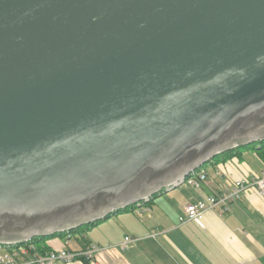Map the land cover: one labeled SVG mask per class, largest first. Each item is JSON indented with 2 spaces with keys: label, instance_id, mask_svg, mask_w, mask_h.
<instances>
[{
  "label": "water",
  "instance_id": "95a60500",
  "mask_svg": "<svg viewBox=\"0 0 264 264\" xmlns=\"http://www.w3.org/2000/svg\"><path fill=\"white\" fill-rule=\"evenodd\" d=\"M263 139L264 0H0V243Z\"/></svg>",
  "mask_w": 264,
  "mask_h": 264
},
{
  "label": "crops",
  "instance_id": "0c3cea01",
  "mask_svg": "<svg viewBox=\"0 0 264 264\" xmlns=\"http://www.w3.org/2000/svg\"><path fill=\"white\" fill-rule=\"evenodd\" d=\"M248 154L253 156L259 165L258 171L251 177L248 162H241L244 152L230 160L220 163L218 169L224 172V180L239 178H254L264 170V163L249 149ZM247 154V153H246ZM235 162L239 167L231 168L229 163ZM228 164V166H227ZM228 173V178L225 175ZM218 173V171H217ZM207 184L199 187L189 186L187 189L169 190L157 197H162V205L151 204L143 206L145 219L132 213L124 212L125 220H132L129 231L125 232L115 244L103 245L91 242L96 248L91 264H257L261 263L264 255V194L255 189H248L239 199L228 204L227 210L220 214L217 209L206 211L203 226L193 221L179 222V216L188 202H196L210 195L212 191L220 189L224 182L219 184L216 178L214 186L208 176ZM216 186V187H215ZM175 206V215L169 213L170 207ZM158 221L149 223V216ZM116 216V217H117ZM118 218V217H117ZM144 220V221H142ZM103 222V221H102ZM96 223L99 224L102 223ZM103 224H106L104 222ZM98 225V226H99ZM126 235L136 238L134 243L121 250L120 243ZM55 239V240H54ZM46 241L51 250L62 248L78 250L79 247L66 246L67 241L60 238ZM70 240V239H69ZM51 264H83L79 260L70 262L54 261Z\"/></svg>",
  "mask_w": 264,
  "mask_h": 264
},
{
  "label": "built area",
  "instance_id": "2783aa9c",
  "mask_svg": "<svg viewBox=\"0 0 264 264\" xmlns=\"http://www.w3.org/2000/svg\"><path fill=\"white\" fill-rule=\"evenodd\" d=\"M199 177L201 180L205 179L206 184L209 183L205 171H201ZM183 181H176L171 185H179ZM187 182L190 185L197 186V182L194 181L193 177L189 178ZM248 189H255L258 193L264 194V170L260 175L251 179L246 177L235 180L226 179L218 192L211 193L196 202H188L183 208L182 215L179 216V222L193 221L196 225L202 227L206 211L217 209L220 214L224 213L228 208V204L239 199ZM29 240L0 243V248H6V253L0 255V264H51L57 260L70 262L79 255L92 259L96 250L94 246H89L84 250L62 248L50 250L41 255L35 251L32 244H26ZM135 241V237L126 235L120 246L124 250Z\"/></svg>",
  "mask_w": 264,
  "mask_h": 264
},
{
  "label": "rangeland",
  "instance_id": "374dc122",
  "mask_svg": "<svg viewBox=\"0 0 264 264\" xmlns=\"http://www.w3.org/2000/svg\"><path fill=\"white\" fill-rule=\"evenodd\" d=\"M243 152H244L243 157L241 159L240 158H238V159H240V161L242 160L241 162H243V161L248 162L249 167H250V171H251L249 173L250 174L249 176L251 177L253 174H255L258 171L259 165L256 163L255 158L248 154L247 149H244ZM231 163L232 164L229 163V166L231 168H235V167H233V165H235L236 167H239L235 162H231ZM219 164L220 163H218L217 166H214V165H210L206 162L201 166L203 168V170L206 171V175L208 176V178H209V180L213 186H214V183L215 184L217 183L216 181H214V178H216V180L218 181L219 184L224 182L223 181L224 180V172L221 171L220 169H218ZM227 166H228V164H227ZM217 171H218V173H217ZM225 175L228 178L227 172H225ZM189 186L190 185H188L187 180H185L181 186L174 188V190L181 191L182 189H187ZM162 201H163L162 197H156L154 199V204H156V205L161 204L162 205ZM143 206H145V205L141 204L139 207H137V205H135V206H133V208H131L130 211L127 212V214L134 212V214L136 216L140 215L138 217L139 221H140V218L145 219L146 213L142 212V210L144 208ZM175 206H177V205H173L172 208L170 207V209H168L170 212L169 214L172 217H174L175 212H176ZM121 213H124V212H121ZM117 215H119V214H117ZM117 215H111V216L105 218L104 220L96 221V223L103 221L102 223H100V225L99 224H93V225H90L89 227H85V229H84L85 231L83 232L84 233L83 238H85L87 241H91L94 243L100 242V244H103V245L104 244L105 245L115 244V242L119 238H121L125 232L129 231L128 229L131 225L130 223L132 222V220H125L123 218L124 217L123 215H125V214H123L121 216H117ZM147 215H150L149 221H145V222L155 223L158 221L157 219H155V216L152 217L150 212L149 213L147 212ZM145 220H148V219H145ZM142 221H144V220H142ZM104 222H106V224H103ZM74 236L81 237L79 232L73 233L70 240H67L68 246H70L71 248H75L77 246V243H76ZM121 250L123 251V249H121ZM5 253H6V248L1 247L0 248V255H3ZM257 264H262V262L257 263Z\"/></svg>",
  "mask_w": 264,
  "mask_h": 264
},
{
  "label": "trees",
  "instance_id": "16d2710c",
  "mask_svg": "<svg viewBox=\"0 0 264 264\" xmlns=\"http://www.w3.org/2000/svg\"><path fill=\"white\" fill-rule=\"evenodd\" d=\"M244 149H249L251 151H254V153L258 156V158L264 163V139L263 140H257L255 142H252L251 144L248 145H239L233 149L227 150L225 152H221L219 154H217L216 156H214L212 159L208 160L207 163L210 165H214L217 166L218 163H226V162H230V160H232L233 158L237 157L240 158L239 156L242 154ZM201 171H204L203 168L200 166L198 169H196L195 171L191 172L187 177H185V180H189V178H194V181L197 182V186L199 187L201 185V183H205L206 184V180L203 179L201 180L199 177V174ZM206 173V171H205ZM208 180V179H207ZM183 181V182H184ZM182 184H177V185H170L164 189L159 190L153 197H149L147 201L142 200L140 202L141 204H151L153 202V200L158 196L161 195L169 190H173L174 188L181 186ZM190 185V184H188ZM194 186V185H191ZM219 189L212 191V193H216L218 192ZM236 201V200H235ZM234 202V201H232ZM134 205H131L125 209H120L117 212L112 213V215L117 214V213H121V212H127L130 211L131 208H133ZM96 224V222H92L90 224H83L82 226L76 227V228H72L69 229L67 231H61L58 233H54V234H50L47 236H36L33 237L29 240V242H27L26 244L28 245L29 243L32 244V246H34L35 251L38 254H45L47 252H49L51 249L50 247L46 244V241L48 239H52V238H60L62 239L64 242L69 240L73 233L79 232L81 237H77L74 236L77 246L79 247L80 250H84L87 247L91 246V241H87L85 238H83V232L85 231V227H89L90 225ZM66 246L67 243H65ZM29 248V246H28ZM72 250V249H70ZM74 260H79L81 261L83 264H91V259L90 258H86L85 256H76L74 258ZM73 260V261H74ZM261 262L262 264H264V255L261 257Z\"/></svg>",
  "mask_w": 264,
  "mask_h": 264
}]
</instances>
